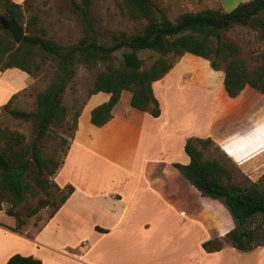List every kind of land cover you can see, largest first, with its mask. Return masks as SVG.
<instances>
[{
    "label": "rangeland",
    "instance_id": "374dc122",
    "mask_svg": "<svg viewBox=\"0 0 264 264\" xmlns=\"http://www.w3.org/2000/svg\"><path fill=\"white\" fill-rule=\"evenodd\" d=\"M123 1L91 0L90 9L95 20L94 26L100 34L99 42L110 44L113 42L112 35L121 32L140 33L148 24L147 18L134 19L126 13L121 7ZM153 1L169 19L175 20L184 12H199L208 8L222 12L230 11L235 8L237 0ZM73 2L82 4V0H23L20 3L24 15L22 29L25 34L44 35L64 46L78 43L85 36V27L81 14L73 9ZM222 34L225 39L239 47L238 57L244 60L249 69L262 64L264 38L257 29L235 25L223 29ZM126 50L120 49L112 58L98 61L91 66L84 63L77 65V73L68 83L62 96L63 105L67 108V117L50 127L49 135L43 142L44 155L53 157L58 163L63 161L75 131L76 114L81 113L89 101L97 74L106 71L109 66L120 67ZM139 56L143 60V67L149 68L159 57V53L142 50ZM179 61L180 68L187 70L184 73L185 86L204 85L202 89L189 87L188 91H185L191 97L188 100V110L185 107L186 111L180 113L184 128L205 130L209 126V113L214 112V126L212 125L202 137H193V143L203 150L205 159H217L231 167L234 170L233 182L242 187L256 182L264 188V97H261L264 95L244 90L237 98L229 97L224 87L225 72L222 62V69L214 70L210 60L197 55L189 54L177 62ZM55 77L56 68L52 61H46L43 69L36 75H24L22 87L15 93L11 108L35 110L37 94L45 90ZM174 82L176 81L167 85L175 86ZM160 87L163 91L167 86L160 84L157 90ZM175 97L171 99L175 100ZM197 98L203 99V103L200 104ZM169 99L170 97L167 105L172 106ZM177 99L179 101L181 97L177 96ZM246 107L247 110L243 109ZM198 111L200 115L197 114ZM0 127L23 134L27 143H31L35 138V126L32 121L17 118L4 108L0 110ZM184 128L182 129L186 132ZM207 138H211L212 142L203 147L200 140ZM54 176H51L52 180ZM28 179L31 187L26 193L27 198L14 207L10 195L0 189V211L6 212L12 207L27 220L23 228V233L27 236L11 229L12 232L9 233L0 231V263L7 255L21 254L43 259L45 264H81L69 254L68 249L74 248L71 252L79 254L85 252L82 247H86L89 248L86 260L94 264H252L254 259L250 251L264 246V243L258 246L254 244L249 250L233 247L226 234L235 227V223L227 208L218 200L202 197L191 187L184 200L186 212L180 215L181 222L176 226L170 221L162 220L158 224L153 222L156 228L154 233L140 232L142 228L151 227L147 223L135 230L133 236L101 239L87 228L81 232L71 231L69 218L60 217V228L63 230L61 234L56 235L52 230H45L42 240L51 245L57 244L61 250L56 252L47 248L37 249L32 243V238L48 221L54 203L60 200V194L55 191L47 195L30 177ZM40 199H48L50 204L35 215L27 217L30 208ZM158 213L161 214V210H158ZM263 221V216L256 215L249 219L246 227L253 228ZM82 237L87 240L88 245L84 246ZM207 241L212 242L207 247L203 246ZM80 243H83V246L78 247ZM259 255L255 253L257 258Z\"/></svg>",
    "mask_w": 264,
    "mask_h": 264
},
{
    "label": "trees",
    "instance_id": "16d2710c",
    "mask_svg": "<svg viewBox=\"0 0 264 264\" xmlns=\"http://www.w3.org/2000/svg\"><path fill=\"white\" fill-rule=\"evenodd\" d=\"M123 2L121 7L132 18L149 20L142 32H121L112 35L113 42L110 44L99 42L100 34L94 26L90 9L91 0H82V4L73 2V9L81 14L85 36L74 45L64 46L52 38L34 33L25 34L23 40L17 43L13 33L1 20L16 21L23 27L22 6L13 0H0V71L17 68L36 75L46 61H52L56 68L55 79L37 94L35 110L11 108L14 96L3 107L17 118L32 121L35 126V138L31 143L26 142L23 134L0 127V189L10 195L13 207L26 200V193L31 187L29 177L47 195L55 191L60 194V200L54 203L48 219L55 215L74 191L73 186L62 188L51 179L63 161L58 163L53 157L44 155L43 142L49 135L50 127L67 117L62 96L76 75L79 63L91 66L112 58L120 49H127L120 67L109 66L106 71L99 72L94 80L91 94L99 91L111 94L107 102L91 111V122L96 126H102L111 119L112 110L125 90L132 93L133 107L159 116L161 108L153 83L162 79L186 53L210 60L214 70L222 69L221 62L224 63V87L229 97L237 98L248 86L264 95V53L262 64L249 69L244 60L238 57L239 47L222 34L223 29L246 25L257 29L264 38V0L241 2L226 12L211 8L184 12L175 20L169 19L153 0ZM142 50L159 53L149 68L143 67V60L139 56ZM76 115L75 128L80 112ZM211 142V138L200 140L203 147ZM185 151L190 162L174 163V166L201 196L218 200L227 208L235 223V227L226 234L231 245L238 250H249L254 244L262 245L264 221L253 228L246 226L252 217H264V188L256 182L246 187L233 182L234 170L220 160L205 159L203 150L193 143L192 138L187 140ZM48 204V199H40L30 208L27 217L35 215ZM6 213L16 219L15 227H7L23 233L26 218L12 207ZM96 229L108 232L100 227ZM211 242L207 241L203 246L207 247ZM5 264H42V261L33 256L15 254Z\"/></svg>",
    "mask_w": 264,
    "mask_h": 264
},
{
    "label": "crops",
    "instance_id": "0c3cea01",
    "mask_svg": "<svg viewBox=\"0 0 264 264\" xmlns=\"http://www.w3.org/2000/svg\"><path fill=\"white\" fill-rule=\"evenodd\" d=\"M247 1L250 0H237L234 7ZM189 54L186 53L181 58ZM184 70L180 68L179 61L162 79L153 83L154 93L161 108V114L157 117L149 111L133 107L132 93L125 90L112 110L111 119L102 126H96L91 122V111L107 102L111 94L99 91L91 95L77 119L65 158L54 176V181L60 187L71 185L74 191L32 238V243L37 249L59 251L57 244L45 243L42 238L45 230H52L56 235L61 234L63 230L60 228V217L69 218L71 231L81 232L87 228L101 239L133 236L135 230L147 223L151 227L142 228L140 232L154 233L156 228L153 222L158 224L159 221L167 220L175 226L181 222L180 215L186 212L184 200L191 187L194 190L195 188L174 163L188 164L190 157L185 151L187 140L202 137L212 125L214 126V112L211 111L207 119L209 126L205 130L184 128L180 113L184 112L185 107L188 110V100L191 97L185 91H188L189 87L202 89L204 86H185L183 81L187 70ZM24 75L30 74L17 68L0 71V110L22 87ZM172 81H176V87L167 85ZM160 84L167 87L163 91L160 90L162 87L157 90ZM246 90L257 93L249 86ZM177 96L181 97L179 101ZM169 97L172 106L167 105ZM173 97L175 100L171 99ZM203 99L199 100L200 104ZM197 114L200 115L199 111ZM158 210H161V214ZM0 223V231L9 233L12 231L5 226L15 227L16 219L0 211ZM96 227L108 232H100ZM81 240L84 246L88 245L84 237ZM83 243L78 247L83 246ZM82 248L85 252L79 254L72 253L74 248H69V254L81 264H94L86 260L89 248ZM250 252L253 253L254 259L252 264H264V246ZM255 253L260 254L258 258ZM11 256L7 255L0 264H5ZM41 261L45 264L43 259Z\"/></svg>",
    "mask_w": 264,
    "mask_h": 264
},
{
    "label": "water",
    "instance_id": "95a60500",
    "mask_svg": "<svg viewBox=\"0 0 264 264\" xmlns=\"http://www.w3.org/2000/svg\"><path fill=\"white\" fill-rule=\"evenodd\" d=\"M1 22L5 27H7L13 33L17 43H20L23 40L25 36V32L18 22L8 21L5 19H2Z\"/></svg>",
    "mask_w": 264,
    "mask_h": 264
}]
</instances>
